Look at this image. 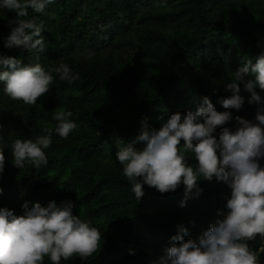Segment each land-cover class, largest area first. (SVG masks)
Segmentation results:
<instances>
[{"label":"trees","instance_id":"16d2710c","mask_svg":"<svg viewBox=\"0 0 264 264\" xmlns=\"http://www.w3.org/2000/svg\"><path fill=\"white\" fill-rule=\"evenodd\" d=\"M91 3L88 19L74 21ZM14 15L0 9V56L20 58L26 65L39 62L45 68L65 63L79 79L68 83L53 73L51 90L35 106L11 100L0 84V149L6 157L0 174V207L22 215L25 201L30 206L37 201L45 206L53 200L71 201L73 213L87 205L95 216L113 222V229L93 224L103 235L94 257L62 259L61 264H158L179 225L190 229L186 239H198L214 225L231 194L225 183L200 181L201 194L187 198L183 184L164 194L145 184L138 201L116 159V140L134 139L145 117L150 127L159 129L160 117L195 111L204 96L210 97L218 111H230L227 127L235 129L237 117L255 122L261 105L248 103L251 94L243 86L245 104L240 110L225 109L218 101L231 95L225 91V83L242 61L254 62L264 51V33L258 34L264 29L261 0H55L44 13L29 9L28 18L45 26L43 52L5 46L11 31L8 20ZM171 26L178 28L174 35L164 31ZM127 48L143 52L135 63L123 54ZM102 50L108 51L98 53ZM75 52L97 55L95 62L84 65L96 71L99 62L103 73L81 76L83 62L76 60ZM79 85L85 90L74 99L105 102L95 116L80 112L92 130L71 133L66 139L53 131L52 144L45 149L46 166L39 170L14 166L11 142L46 134L44 130L52 126L41 120L56 125L52 110L73 106L64 92ZM256 91L264 99V90L257 87ZM119 99L120 106L114 108ZM221 130L216 129L217 138ZM189 162L196 165L194 158ZM259 163L264 167V159ZM65 173L67 191L52 188L56 178ZM182 201H186L184 206ZM247 243L264 264V239L257 236ZM44 264L51 261L46 257Z\"/></svg>","mask_w":264,"mask_h":264},{"label":"clouds","instance_id":"9594fccd","mask_svg":"<svg viewBox=\"0 0 264 264\" xmlns=\"http://www.w3.org/2000/svg\"><path fill=\"white\" fill-rule=\"evenodd\" d=\"M55 0H0V9L14 13L8 20L11 29L6 47H22L30 52H43L45 26L29 17V9L44 13ZM73 83L79 79L71 68L60 63L45 68L41 63L24 64L20 58L0 56V84L11 100L35 106L47 94L55 81ZM243 90L251 95L249 104L261 105L255 122L237 117L235 129L226 125L231 121L230 111H218L209 96H204L195 111H179L160 117L159 129L150 127L147 117L134 139L116 140V159L123 168V176L139 201L143 186L155 188L161 194L176 191L184 185L185 197L201 194L200 180L215 179L231 190L226 197L220 219L205 230L198 239H191L190 229L183 224L171 237V247L158 264H259L257 254L248 241L259 236L264 239V99L256 91L264 90V51L253 62L242 61L228 82L225 91L230 96L220 97L225 109L240 110L245 104ZM71 111L56 110L55 128H46V134L35 139L16 138L11 142L14 166L39 170L48 163L45 149L52 144L53 131L66 139L78 125ZM2 127V124H0ZM221 128L219 136L214 134ZM142 145V147H137ZM194 158L196 165L190 164ZM6 157L0 149V174ZM3 189L0 188V192ZM186 201H182L184 206ZM22 215L0 207V264H51L79 257L88 260L101 249L103 235L91 221L73 213L71 201H50L45 206L37 201H25Z\"/></svg>","mask_w":264,"mask_h":264},{"label":"rangeland","instance_id":"374dc122","mask_svg":"<svg viewBox=\"0 0 264 264\" xmlns=\"http://www.w3.org/2000/svg\"><path fill=\"white\" fill-rule=\"evenodd\" d=\"M262 4L264 5V0H261ZM94 3H91L90 5L85 6L84 8H82V10L80 12H78V16L74 18V21H82L85 19H88V17L91 15L92 13V9ZM254 11V9H253ZM258 16V15H257ZM177 27L175 26H171L168 29L164 30L166 33H171L170 35H174L175 31H177ZM264 33V29L260 30L258 32L259 35ZM155 35V34H154ZM135 36H138V34H135ZM172 38V36H171ZM174 41V39H172ZM106 51H99L98 53H106ZM143 53L139 50V48H127L126 50H124L123 54L126 55L129 59V61L135 63V59L136 57H141V54ZM117 54V53H116ZM74 56H76V60L82 61L83 64H81L80 68V75L83 77H87L88 75H93V74H97L98 71L99 73H103L102 70L98 69L99 66H101L99 64V62L95 63L94 68H96L97 70H87L85 67L88 62H95V59L97 58V55L93 54V53H74ZM74 64V63H73ZM72 64V65H73ZM84 74V75H83ZM232 75V73H231ZM85 89L82 88L80 85L77 87H74L72 89H66V91L64 92V96L65 97H70L69 99L71 100V105L66 104L63 105L57 109H53L52 113H54V111L56 110H65V111H71L73 113L71 119L77 123L78 127L77 129H75L72 133H77V132H82V133H87V131H91L93 126L92 124L89 123V121L85 118H83L80 114V112L89 115V116H95V113L99 112V110L101 109V107L104 105V100L101 99H97V100H93L90 103H87L85 101L80 100V98H75L76 96H79L81 94V92H83ZM120 102L121 99L117 100L116 104H113V107L115 108V106H120ZM39 119V118H37ZM42 122H45L47 125L55 127V122L51 121V120H41ZM53 175H51L52 177ZM67 177V174H62L60 176H58L56 178V181L52 184V188L60 190V191H64L66 192L67 190L65 189V186L63 184V180ZM200 181H206L201 179ZM58 204L61 202H58L59 200H55ZM75 215H81V217L83 219L89 220L91 221L92 224H102L103 226L107 227V228H111L113 229V222L109 219H107L105 216H95L93 214V211L89 210V206H82L78 209L77 212L74 213ZM262 262H260L259 264H262Z\"/></svg>","mask_w":264,"mask_h":264},{"label":"built area","instance_id":"2783aa9c","mask_svg":"<svg viewBox=\"0 0 264 264\" xmlns=\"http://www.w3.org/2000/svg\"><path fill=\"white\" fill-rule=\"evenodd\" d=\"M262 262V261H261ZM260 263V262H259Z\"/></svg>","mask_w":264,"mask_h":264}]
</instances>
